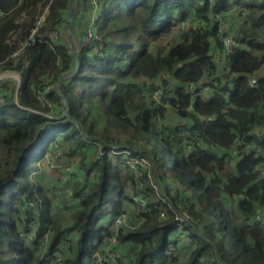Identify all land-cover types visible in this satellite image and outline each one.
Masks as SVG:
<instances>
[{
	"label": "trees",
	"instance_id": "obj_1",
	"mask_svg": "<svg viewBox=\"0 0 264 264\" xmlns=\"http://www.w3.org/2000/svg\"><path fill=\"white\" fill-rule=\"evenodd\" d=\"M70 3L0 0V68L19 76L18 84L0 81V264H53L45 255L57 248L63 231H76L77 237L74 253L66 251L62 264H84L111 235L110 222L127 212L128 202H136L135 217H143L117 235L120 244L133 243L132 264L164 261L177 226L187 224L182 216L194 227L192 243L174 264H264V224H246L264 207V153L240 148L230 155L235 136L264 149V73L249 85L250 75L264 70V0H99L95 45L102 44L103 52L79 51L76 69L70 47L50 34ZM87 7L88 0H77L75 16ZM236 10L240 22L228 27L235 46L221 66L211 51L221 46L214 22L180 31L173 41L180 19L207 13L237 17ZM32 29L34 41L24 44ZM79 33L80 27L73 37ZM167 37V46H151ZM159 74L164 95L155 104L141 80ZM189 82L196 86L193 99L184 89ZM53 83L58 86L50 89ZM202 84L209 85L207 94L200 93ZM42 94L51 107L41 104ZM165 110L198 132L185 140L193 149L188 155L172 142L171 129L164 135L157 127ZM137 138L145 141L144 150ZM52 141L63 143L61 156L73 160V170L76 165L93 175L74 181L79 206L65 230L51 220L47 198L37 201V186L27 175ZM123 151L128 156L109 155ZM132 155L148 164H137L122 178L120 167ZM150 175L158 182L154 186ZM165 176L173 186L160 185ZM222 195L235 204L227 205ZM28 200L37 213L26 208V220L36 221L38 233L47 227L54 232L38 254L19 235V208Z\"/></svg>",
	"mask_w": 264,
	"mask_h": 264
},
{
	"label": "built area",
	"instance_id": "obj_2",
	"mask_svg": "<svg viewBox=\"0 0 264 264\" xmlns=\"http://www.w3.org/2000/svg\"><path fill=\"white\" fill-rule=\"evenodd\" d=\"M98 2L99 0H88L87 10L80 15L81 24H80V33L78 36V40L77 38L71 36L69 33L71 52H73L72 45L75 41L78 43L76 46L77 53L87 48L91 49L94 53L103 52L102 44L95 45L96 43L95 23H96V16L99 6ZM3 15H4V11L0 8V19L3 17ZM225 16L226 14L212 15L211 13H207L205 18L195 16V17L180 19L177 21L176 30L180 32L188 28L199 29L204 27L205 25L207 26V23L209 25L211 22H214L218 33V38L221 43V56L225 57L226 55H228L233 51V48L235 46V40L233 38V34L229 31V29H226L224 23ZM42 17L43 15L40 17L39 20H41ZM59 26H62L61 22L58 24L57 29L54 30V32H57L59 30ZM34 31L35 29L31 30L24 44H29L34 41V37H33ZM56 36H59L57 39L58 42L59 41L62 42L59 32ZM18 52H20V50H18L16 53ZM16 53H14L13 56ZM255 81H256V75L253 73L249 77V85H253ZM51 88L52 86H50V89ZM53 88L55 87L53 86ZM184 89L190 93L191 99H193V97L197 95L196 86L193 82H189L188 84L184 85ZM46 90L43 91V94L46 92ZM209 90L210 88L208 84L200 85V93L207 94ZM147 91H148L147 95L149 94L148 98H150V100H152L155 104L162 102V98L164 95V88L161 85L154 86L152 87V89L148 88ZM43 94L40 95L41 104L51 107L52 103L47 99H45ZM191 108H192V104L190 103L189 109ZM230 148H231L230 155L232 156L237 155L239 153L240 148L247 150L248 148L255 149V156L264 153V149L262 147H258L251 142H244L238 136L234 137V139L230 144ZM54 157L58 158V160L60 161L61 164L60 173H67L72 170V159L62 158L59 152L58 154H54ZM35 169L36 168L32 170L31 173L32 175L42 170V164L38 165V170L35 171ZM26 208L34 210L35 208L34 202L28 200L24 203V205L21 208H19L20 210V215L18 220L19 235L30 247H32V251L35 254L42 253L49 246L53 231L51 230V228L47 227L44 230H42L40 233H38L37 232L38 225L36 221L34 219L27 221L25 218L26 214L24 210ZM67 212L70 215L69 211ZM180 220L186 222L187 224L186 225L180 224L177 226L176 229L177 233L175 234L173 240L170 241L166 246L167 256L165 257L164 261H162L159 264H174L173 260L174 259L177 260L180 258L181 250L191 245L192 243L191 232H193L194 227L190 226L191 221L184 216H182ZM142 221H143L142 215L134 217L133 220L129 218V214L127 212H121L118 215H116L113 218V220L110 222L111 235L107 237L103 243H100L97 246L95 251L86 260L84 264H121V257H123V253L121 252V249L118 248L116 245L117 235L119 233V230L121 228H128V229L135 228ZM255 221H259L260 223L264 224V219L259 210H257L255 214L250 217L248 223H253ZM71 235L77 237L76 231H72ZM65 239H67V237L64 236L62 241L58 242L57 248L45 255L46 261L53 259V261H55V264H62L63 259L65 258L64 256L65 251H68L69 249V243H67Z\"/></svg>",
	"mask_w": 264,
	"mask_h": 264
},
{
	"label": "rangeland",
	"instance_id": "obj_3",
	"mask_svg": "<svg viewBox=\"0 0 264 264\" xmlns=\"http://www.w3.org/2000/svg\"><path fill=\"white\" fill-rule=\"evenodd\" d=\"M69 9L67 11V14L65 15V17H63L62 19L64 20V27L66 30V25L68 28V31H70V35L73 36V30L76 32L77 28V22L78 20L80 21V15H79V19L78 16H73V19L71 22L68 23V19H69V15H68ZM235 14H237V17H232L230 15H226L225 19H224V23L226 26V29H228V27L232 24L237 25V23H239V19L240 16L238 11L236 10ZM234 16V15H233ZM67 19V21H66ZM63 26H59V30L57 32H50V34L54 37L55 40L58 39L59 36H56L58 34V32H64L65 34H61V41L66 44L67 47H71V43L68 42V38H67V33L66 31H64ZM71 29V30H70ZM175 35V31L173 32V37ZM56 36V37H55ZM172 37V38H173ZM75 38V37H74ZM78 40V37H76ZM58 41V40H57ZM167 42V38H160L158 41L154 42L151 44V46H160L163 44H166ZM75 45V47L77 46V42L75 41L73 43ZM156 48V47H155ZM153 48V49H155ZM15 72L16 70H11V69H2L0 68V81L2 80H15ZM50 86H56V83H53V85L51 84ZM49 86V87H50ZM60 114L58 111H54L53 115L56 117L57 114ZM59 116V115H58ZM147 139V137H146ZM149 140H151V137H148ZM58 143L61 142H55L52 141L51 144L48 147V151L46 154H44L42 157H40L39 159L36 160V163L34 166L31 167V170L29 171V173L27 175H29V178L31 179V183L35 187V189L37 190L35 196L37 197V201L42 204L43 202V197L47 198L48 202H49V216L51 218L52 221L55 222V224H57L59 227L62 228V230H65V227L70 223L71 220V216L74 212V210L76 208H78V199L75 198L73 196V186H74V181L76 179L79 180H89L91 176H93L92 174H87L84 170H82L81 168H77V166H74V170L72 169V171H69L67 173H60V169H61V164L60 161L58 160V158L54 157V154H58V152L60 154H62V145L59 146ZM153 144L155 145V150H161L160 146L158 145V142H153ZM51 148V149H49ZM53 148V150H52ZM36 149V148H35ZM35 149L33 151H35ZM38 152V150H37ZM35 152V153H37ZM116 153V154H115ZM115 153H109L110 156H114V155H124V156H128L127 154H122L123 152H115ZM77 157V156H76ZM77 159H79L77 157ZM129 162L127 163V166L121 165L120 167V173L122 178H128V174L131 172L129 169L133 168L135 169L136 165L139 164L141 165V163H146L148 164V160L146 158L141 159V162L137 161V156H130L129 157ZM73 163V160H72ZM78 163L80 164V161L78 160ZM120 163V162H119ZM42 164V170L38 171L35 174H31L32 170L34 168L35 171L38 170V165ZM150 164V163H149ZM129 165V166H128ZM73 167V166H72ZM145 167V165H144ZM43 173V174H42ZM42 174V175H39ZM45 175V176H44ZM41 177V178H37V177ZM151 177V175H150ZM128 185H129V189H128V193L132 195V183L130 181H128ZM41 195V196H40ZM134 197V196H133ZM222 199L223 201L230 206H233L235 204V199H229L226 198V196L222 195ZM136 202H128L126 204V211L128 214L132 215V217H135V204ZM135 204V205H134ZM35 213H37L36 208H34L33 210ZM70 213V215L68 214V212ZM68 214V215H67ZM247 224V222H246ZM51 230L53 231V229L51 228ZM50 230V231H51ZM72 231H63L62 232V237L63 235L65 237H67L69 239V242L71 244L70 250L68 249V254H70V256H72V252L74 253L75 249H76V237L71 235ZM52 232V236H53ZM52 239V237H51ZM62 239V238H61ZM61 242V240L59 241ZM116 245L119 248L120 243L118 242V240L116 241ZM120 249L121 252L124 253V258L121 257V264H132L133 259L135 257V252L133 251L132 247H133V243H128L126 245L122 244L120 245ZM66 252V251H65ZM66 252V253H67ZM66 253H65V257H66ZM49 259V258H48ZM47 259V260H48ZM53 264H55V261H53Z\"/></svg>",
	"mask_w": 264,
	"mask_h": 264
},
{
	"label": "crops",
	"instance_id": "obj_4",
	"mask_svg": "<svg viewBox=\"0 0 264 264\" xmlns=\"http://www.w3.org/2000/svg\"><path fill=\"white\" fill-rule=\"evenodd\" d=\"M79 15H78V19H79ZM61 23H62V26H63L64 25V20L63 19L61 20ZM78 25H79V20H78L77 25H76V27L79 28L80 26H78ZM78 28H77V30H78ZM77 30H76V32H77ZM65 31L67 32V38L70 39V36H69V32L70 31H68L67 25H66V30ZM174 31H175L174 37L172 35L173 41H177L178 40V31L176 29ZM168 39H170V38L167 37V42H166V44H163V45L167 46V44L169 42ZM211 48H212L211 51H212L213 58L219 63V66H221V64H224L223 63L224 57L221 56V46H216L214 44V45L211 46ZM263 73H264L263 68H260L259 70L254 72L256 77L261 76ZM161 77H162V74H159L156 77L141 80V82L144 83L143 84L144 85L143 90L148 89L151 86L152 87L158 86L160 84ZM157 127H161V128L164 129L163 130L164 135H165L167 129H171V132L173 133L172 134V142L175 143V146L177 147V149L180 150L181 153H183L185 155H188L189 153L192 152L193 149L191 147H188L187 143H185V140H187L189 135L198 133L196 130H194L192 122L188 121L187 119L179 117L176 113L172 112V110H169V111L165 110L163 119L160 118V121H158V123H157ZM135 142L138 144V146L140 147L141 150H144L146 148L144 140H142L140 138H137ZM200 143H201V141H200ZM200 143H198V144H200ZM147 152H149V150ZM122 154H127V152L123 151ZM149 155L151 156L150 152H149ZM149 155H147V156L149 158H151ZM150 165H153V162H151ZM42 174H39V175H42ZM37 178H41V177L38 176ZM150 178H151V183L153 184V186H154V184L158 183V182H156V180L153 179V176L150 177ZM163 183L172 185L174 182L172 180H170L169 176H165L163 181H160V185L163 184ZM258 210L261 212V215H262V217L264 219V207H261ZM248 222L249 221H247V223ZM128 243L129 242H125L123 244L126 245ZM120 245H119V248H121ZM124 255H125V252L123 253V258H124Z\"/></svg>",
	"mask_w": 264,
	"mask_h": 264
},
{
	"label": "water",
	"instance_id": "obj_5",
	"mask_svg": "<svg viewBox=\"0 0 264 264\" xmlns=\"http://www.w3.org/2000/svg\"><path fill=\"white\" fill-rule=\"evenodd\" d=\"M76 4H77V0H71L70 7H69V12H68V15H69L68 23L71 22L72 19H73V16L75 14ZM72 51H73V55H74V58H75V67L74 68L76 69L77 68V64H78V53L76 51V47H75L74 44L72 45ZM15 74L16 75H15L14 79H15V81L18 84L19 76H18L17 72H15ZM57 86L58 85L56 83V86H54V87L57 88ZM52 88H53V86H52ZM62 108H63V115H65L66 111H67L65 105H63Z\"/></svg>",
	"mask_w": 264,
	"mask_h": 264
}]
</instances>
